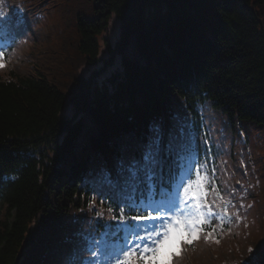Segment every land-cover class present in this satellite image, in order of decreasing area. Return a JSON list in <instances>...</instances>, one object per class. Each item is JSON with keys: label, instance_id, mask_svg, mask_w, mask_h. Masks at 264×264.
<instances>
[{"label": "trees", "instance_id": "obj_1", "mask_svg": "<svg viewBox=\"0 0 264 264\" xmlns=\"http://www.w3.org/2000/svg\"><path fill=\"white\" fill-rule=\"evenodd\" d=\"M53 1L0 0L15 31L19 10L29 28L0 68V264L83 256L97 225L90 184L125 180L163 115L168 137L206 103L232 131L264 134V0H91L95 18L65 23L53 9L72 0ZM248 201L246 226L182 246L173 264H264V192Z\"/></svg>", "mask_w": 264, "mask_h": 264}, {"label": "snow or ice", "instance_id": "obj_2", "mask_svg": "<svg viewBox=\"0 0 264 264\" xmlns=\"http://www.w3.org/2000/svg\"><path fill=\"white\" fill-rule=\"evenodd\" d=\"M7 19V16H0V20ZM5 66V54L0 51V68ZM159 143L160 135L157 134L148 146L143 162H135L128 167L129 175L124 179L134 193L140 185L146 184L149 198L155 195ZM179 179L178 190L167 201L145 205L143 199L138 203L134 196H128L127 202L114 201L119 214L110 218L116 222L115 232L125 234L123 240L112 245L97 242L105 246L92 251V259L85 264H101V256L104 257L103 264H173L174 258L181 255L182 246L191 245L202 234L205 240L215 239L216 228L220 227L223 231L225 220H231L228 213L230 202L220 195L206 165L199 162L197 155L186 163ZM106 180L113 182L111 177H106ZM212 194L214 198L210 202L208 197ZM221 205H224L221 212L213 210L214 207L221 208ZM107 211L112 213L113 207L110 205ZM97 215L102 216L103 213ZM214 220L218 224H214ZM106 227L112 229L114 226ZM215 242L219 243V239Z\"/></svg>", "mask_w": 264, "mask_h": 264}, {"label": "rangeland", "instance_id": "obj_3", "mask_svg": "<svg viewBox=\"0 0 264 264\" xmlns=\"http://www.w3.org/2000/svg\"><path fill=\"white\" fill-rule=\"evenodd\" d=\"M56 4L59 5L58 9H53L55 15L57 16V20L61 23L69 22V21H76L78 16H82L84 18H95L96 14L94 13V2L91 0H73L72 4H66L62 1L57 2ZM115 19L112 18V21ZM115 35V36H114ZM111 38L112 43L116 42L117 37L119 36L118 31H115ZM103 37L100 38V43H103ZM102 65H98L97 67L100 68ZM95 67H91L90 71L93 70ZM112 68H109V72ZM84 74H90L89 69L84 70ZM100 78L99 80H101ZM73 115V110L71 106H68L66 110L63 112V116L70 117ZM233 138L237 139L236 145L239 148L238 154L241 155L243 148L248 144H250L251 149L254 147H261L262 151L264 152V134L260 135L257 138H253L250 133L246 132L243 128L241 129V125L238 124V129L236 132L233 133ZM260 159V158H259ZM250 178H252V182H243V185L246 186L248 190L252 192H256V187L259 184L257 179H261L264 182V168L261 167L259 170L258 175L256 173L250 171L249 173Z\"/></svg>", "mask_w": 264, "mask_h": 264}, {"label": "bare ground", "instance_id": "obj_4", "mask_svg": "<svg viewBox=\"0 0 264 264\" xmlns=\"http://www.w3.org/2000/svg\"><path fill=\"white\" fill-rule=\"evenodd\" d=\"M53 0H47V4L53 5ZM106 73L102 74L103 76H105ZM156 173H158V171L156 170Z\"/></svg>", "mask_w": 264, "mask_h": 264}]
</instances>
